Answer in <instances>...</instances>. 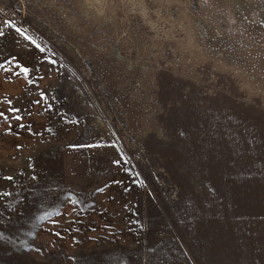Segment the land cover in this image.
Segmentation results:
<instances>
[{"label":"rangeland","instance_id":"obj_1","mask_svg":"<svg viewBox=\"0 0 264 264\" xmlns=\"http://www.w3.org/2000/svg\"><path fill=\"white\" fill-rule=\"evenodd\" d=\"M3 9L0 264H264V0Z\"/></svg>","mask_w":264,"mask_h":264},{"label":"built area","instance_id":"obj_2","mask_svg":"<svg viewBox=\"0 0 264 264\" xmlns=\"http://www.w3.org/2000/svg\"><path fill=\"white\" fill-rule=\"evenodd\" d=\"M9 14L7 9H3L2 15L0 16V29L6 28L7 20L6 16Z\"/></svg>","mask_w":264,"mask_h":264},{"label":"snow or ice","instance_id":"obj_3","mask_svg":"<svg viewBox=\"0 0 264 264\" xmlns=\"http://www.w3.org/2000/svg\"><path fill=\"white\" fill-rule=\"evenodd\" d=\"M9 25H11V21L7 22ZM17 31H20V29H17ZM2 34V32H0ZM25 72H27V69H24Z\"/></svg>","mask_w":264,"mask_h":264},{"label":"bare ground","instance_id":"obj_4","mask_svg":"<svg viewBox=\"0 0 264 264\" xmlns=\"http://www.w3.org/2000/svg\"><path fill=\"white\" fill-rule=\"evenodd\" d=\"M241 17V16H240Z\"/></svg>","mask_w":264,"mask_h":264}]
</instances>
